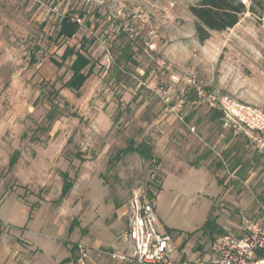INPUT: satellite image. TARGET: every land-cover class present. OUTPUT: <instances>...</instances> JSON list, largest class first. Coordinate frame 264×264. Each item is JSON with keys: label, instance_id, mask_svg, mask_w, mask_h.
<instances>
[{"label": "rangeland", "instance_id": "1", "mask_svg": "<svg viewBox=\"0 0 264 264\" xmlns=\"http://www.w3.org/2000/svg\"><path fill=\"white\" fill-rule=\"evenodd\" d=\"M198 1L0 0L2 218L16 214L20 222L18 193L36 201L31 194L41 200L51 190L34 193L17 183L9 166L15 149L19 160H54V176L68 171L74 179L66 203L49 200L39 212L49 221L62 210L68 224L60 240L70 248L84 229L90 235L83 243L99 238L108 247L120 225L115 207L139 190L154 194L157 227L187 258L207 257L218 234L209 221L238 231L247 217L260 215L264 157L226 106L264 109V0H244L249 10L240 21L204 42L190 11ZM65 15L80 20L72 38L57 37ZM83 37L94 72L77 92L66 86L70 61L58 67L51 57L60 59L67 45L81 47ZM131 140L150 142L155 159L129 153L117 160ZM13 187L19 192H9ZM74 218L80 222L68 234ZM16 222L0 220V233L23 231ZM51 229V237L25 233L43 244L44 264L70 255Z\"/></svg>", "mask_w": 264, "mask_h": 264}, {"label": "built area", "instance_id": "2", "mask_svg": "<svg viewBox=\"0 0 264 264\" xmlns=\"http://www.w3.org/2000/svg\"><path fill=\"white\" fill-rule=\"evenodd\" d=\"M161 92L166 97V90L161 88ZM226 108L234 126L248 133L253 146L264 157V109L243 104ZM259 208L260 215L247 217L238 231L215 235L207 257L187 258L180 253L173 235L157 227L154 201L147 191L139 190L128 200L123 243L107 253L121 264H264V203ZM76 249L80 264H97L89 245L79 242Z\"/></svg>", "mask_w": 264, "mask_h": 264}, {"label": "crops", "instance_id": "3", "mask_svg": "<svg viewBox=\"0 0 264 264\" xmlns=\"http://www.w3.org/2000/svg\"><path fill=\"white\" fill-rule=\"evenodd\" d=\"M35 166H38L40 170L38 175H36V172L32 171V168H34ZM54 167V160H38V158H32L29 161L20 159L19 162L17 161V163L15 164V176L18 180L17 183H19L21 186L29 189L34 193H39V191H41L42 189L50 190V187L51 190L48 191L49 193L42 192L41 200H39V194H31L30 197H35L36 201H31L30 198L26 197L22 198L19 196V193L15 196L16 204L19 206L22 205L21 208H23V212L21 213L22 215L19 218L20 222H16V219L18 217L16 214H10L9 216H4V218H2L0 213V220H5L9 223V219H11L16 223H19V226L17 227L23 229V231L19 230L20 232L18 230L16 231L15 229H11L9 231L0 233V264H44V262L38 257L39 254H42L44 251L43 244L39 241H35L29 238L25 234L26 231L32 229V231L39 233V235L51 237V232L49 231L52 230L51 228H55L54 230H57L58 232L56 241H60L63 245L67 246L68 249L70 248L69 245L66 244L67 242H65L64 240H60L65 234V229L67 228L68 224V222L61 219V216L64 214L62 210L54 212V217L49 221L39 217V212L41 211L44 203L52 200L55 205L60 206L62 203H66V198L72 193L73 188L61 201L57 202L61 195L63 184L61 186V174L57 177L53 175L55 174ZM53 181H55V185L51 186ZM18 190H20L19 187H13L9 192H19ZM50 193L53 194L51 195ZM4 198L5 195L3 198H1L0 209L2 207V203H4L5 201ZM38 200L39 204H37V206L33 209V203L37 202ZM128 211V201L121 203L120 205L115 207L114 217H116V220L120 222V225L116 229V236H114L113 242L108 247H106L103 241L99 238L89 239L85 242V244L89 245L92 248L91 254L97 264H121L119 260L113 259L107 253V251L113 249L117 244L123 243L121 236L128 226ZM70 214L74 216V214H77V212L75 213L71 210ZM78 218H74V220L69 224L68 234H71L75 230V227L79 224L80 218ZM34 226H36L35 229ZM85 227H83V229ZM84 231L86 235L83 236V239L85 236L90 235V232H87V229H84ZM53 237L54 236H52V238ZM83 239H79L78 241H76L74 245L69 249L70 255L59 259L57 262H55V264H80L79 253L76 249V244L79 242L83 243V241H85ZM23 240H25V242ZM73 247H75V250L73 249ZM180 249H182V246L180 247ZM181 253L182 255H184L185 250L182 249Z\"/></svg>", "mask_w": 264, "mask_h": 264}, {"label": "trees", "instance_id": "4", "mask_svg": "<svg viewBox=\"0 0 264 264\" xmlns=\"http://www.w3.org/2000/svg\"><path fill=\"white\" fill-rule=\"evenodd\" d=\"M248 10L249 8L244 0H199L196 4L190 6V11L196 18V32L201 42L209 39L212 31H224L234 27ZM79 29L80 24L78 21L74 20L71 15H65L61 20L57 37L72 38ZM82 40L79 48L75 45H67L60 59L51 57V61L58 67H62L66 61H70L72 74L66 82V86L77 92L80 91L86 80L94 72L91 58L83 49L87 38L83 37ZM48 117L52 119L51 114ZM33 139L38 138L33 137ZM129 153H139L142 157L151 161L155 159L152 145L146 140L140 143L131 140L126 147L118 151L115 158L121 160L124 155ZM19 156L20 150L17 149L10 158V168L15 166ZM77 156L82 158L80 153H77ZM158 162H160V159H158ZM60 174L63 177V189L57 202L61 201L74 186V179L68 171H61ZM150 192L148 191L149 196H151ZM152 195L154 194L152 193ZM208 225L212 234L226 232L223 229H218L217 225L212 224L210 221ZM73 249L75 250V247Z\"/></svg>", "mask_w": 264, "mask_h": 264}]
</instances>
